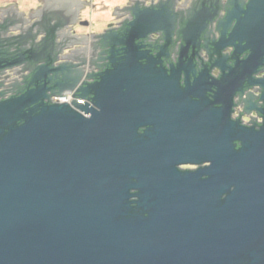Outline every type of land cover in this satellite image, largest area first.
I'll return each mask as SVG.
<instances>
[{
    "label": "water",
    "instance_id": "95a60500",
    "mask_svg": "<svg viewBox=\"0 0 264 264\" xmlns=\"http://www.w3.org/2000/svg\"><path fill=\"white\" fill-rule=\"evenodd\" d=\"M182 92L130 60L1 131L0 264H264V130Z\"/></svg>",
    "mask_w": 264,
    "mask_h": 264
},
{
    "label": "flooded vegetation",
    "instance_id": "af4514ba",
    "mask_svg": "<svg viewBox=\"0 0 264 264\" xmlns=\"http://www.w3.org/2000/svg\"><path fill=\"white\" fill-rule=\"evenodd\" d=\"M91 3L111 9L112 21L101 31L76 33L89 25L81 16ZM35 8L0 6V124L6 123L0 132L21 124L50 91L69 88L92 103L101 77L130 60L151 77L171 76L203 110L221 114L229 103L237 133L264 130V0H38ZM144 21L147 32H131ZM233 147L240 150L242 142ZM210 164L177 168L206 179Z\"/></svg>",
    "mask_w": 264,
    "mask_h": 264
},
{
    "label": "rangeland",
    "instance_id": "374dc122",
    "mask_svg": "<svg viewBox=\"0 0 264 264\" xmlns=\"http://www.w3.org/2000/svg\"><path fill=\"white\" fill-rule=\"evenodd\" d=\"M91 2L92 0H88ZM95 1H108V0H95ZM16 3L18 12L27 13L29 10L35 11L38 0H0V6L7 5L8 3ZM91 3L86 9L83 10L82 18L88 21V26H77L75 27L76 33H88L90 31H101L107 22L112 21L111 9H99L98 5L94 6ZM61 60V59H60ZM71 93V92H69Z\"/></svg>",
    "mask_w": 264,
    "mask_h": 264
},
{
    "label": "built area",
    "instance_id": "2783aa9c",
    "mask_svg": "<svg viewBox=\"0 0 264 264\" xmlns=\"http://www.w3.org/2000/svg\"><path fill=\"white\" fill-rule=\"evenodd\" d=\"M74 99H76L77 102L84 104L85 100L83 98L73 97L72 93H65L63 95H52L51 96L52 102H64V101H66L67 103H69V105L72 108H75V104L72 103V100H74Z\"/></svg>",
    "mask_w": 264,
    "mask_h": 264
},
{
    "label": "trees",
    "instance_id": "16d2710c",
    "mask_svg": "<svg viewBox=\"0 0 264 264\" xmlns=\"http://www.w3.org/2000/svg\"><path fill=\"white\" fill-rule=\"evenodd\" d=\"M48 78H49V75L43 77V80H48ZM55 89H56V88H55ZM53 94H55V93H51V91H50L49 93L45 94L44 97L40 98V99H39V102H38V104H37V106H36V110H37V109H40L43 105H49V104H52V103L50 102V98H51V96H52ZM77 97H83V98H85V97L83 96V94H79V95H77ZM33 110H35V109H33ZM29 111H30V108L27 109V111L25 112V115L22 117V119H23V118L29 113ZM23 121H24V119H23Z\"/></svg>",
    "mask_w": 264,
    "mask_h": 264
}]
</instances>
